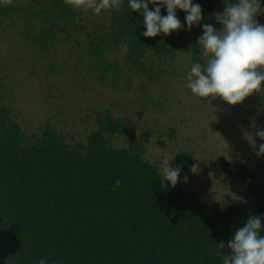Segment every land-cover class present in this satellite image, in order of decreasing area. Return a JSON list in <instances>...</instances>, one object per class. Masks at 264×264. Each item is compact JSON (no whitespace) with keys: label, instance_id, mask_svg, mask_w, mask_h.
<instances>
[{"label":"rangeland","instance_id":"obj_1","mask_svg":"<svg viewBox=\"0 0 264 264\" xmlns=\"http://www.w3.org/2000/svg\"><path fill=\"white\" fill-rule=\"evenodd\" d=\"M9 1L20 15L0 33V101L24 139L50 129L83 145L105 129L114 147L155 162L160 174L172 159L170 166L181 168L175 186L164 182L172 188L209 206H251L248 187L236 178L253 162L264 163L246 138L252 135L257 149L264 143L255 136L264 129V90L236 105L194 96L186 73L205 63L195 44L202 28L163 36L165 49L155 43L125 51L107 26L97 28L108 11L97 15L65 0ZM197 2L202 24L221 29L215 14L224 10L223 0L210 14L207 0Z\"/></svg>","mask_w":264,"mask_h":264},{"label":"trees","instance_id":"obj_2","mask_svg":"<svg viewBox=\"0 0 264 264\" xmlns=\"http://www.w3.org/2000/svg\"><path fill=\"white\" fill-rule=\"evenodd\" d=\"M215 1L207 0L213 7L206 14ZM106 11L107 22L97 28L107 26L119 45L167 47L164 35H141L143 17L127 0ZM18 15L9 0H0V33ZM177 15L183 22L185 13ZM8 114L0 101V264L41 258L48 264H221L215 244L227 243L249 216L264 214L262 162L236 178L249 189L250 207L209 206L161 183L156 163L114 147L105 129L83 145L50 129L24 139Z\"/></svg>","mask_w":264,"mask_h":264},{"label":"clouds","instance_id":"obj_3","mask_svg":"<svg viewBox=\"0 0 264 264\" xmlns=\"http://www.w3.org/2000/svg\"><path fill=\"white\" fill-rule=\"evenodd\" d=\"M225 8L216 13L222 28L217 30L211 23L202 24L204 19L202 6L194 0H127L132 12L139 11L143 17L144 37L168 36L181 29L191 31L193 27L202 28L196 45L200 48V59L204 64L195 62L186 73L187 88L201 99L220 97L229 105L242 103L253 92L264 90V24L256 17L264 14V0H223ZM74 8L92 10L99 15L103 10H119L124 0H65ZM149 4L153 7L150 10ZM162 9L166 15H162ZM185 13L182 22L177 11ZM139 23V21H138ZM127 50V45H122ZM264 141V129L255 132ZM257 157L264 156V143L257 149L252 135L246 134ZM172 160V159H171ZM165 159L160 175L161 183L169 181L175 186L180 177L181 168H173ZM149 163H155L150 161ZM198 164L191 171L198 172ZM188 182V177H183ZM117 180L111 190L118 188ZM264 214L249 216L242 227L236 229L233 237L225 243L215 244L214 251L221 264H264ZM231 250L226 254L224 249ZM39 264H48L41 258Z\"/></svg>","mask_w":264,"mask_h":264}]
</instances>
